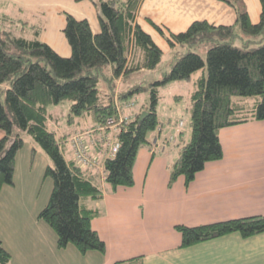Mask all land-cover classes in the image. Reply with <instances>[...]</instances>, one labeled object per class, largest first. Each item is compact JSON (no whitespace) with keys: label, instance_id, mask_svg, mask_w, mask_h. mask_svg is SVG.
<instances>
[{"label":"trees","instance_id":"16d2710c","mask_svg":"<svg viewBox=\"0 0 264 264\" xmlns=\"http://www.w3.org/2000/svg\"><path fill=\"white\" fill-rule=\"evenodd\" d=\"M91 1L99 21L96 33L87 19L64 12L62 32L71 49L68 56L39 40L37 31L35 37L27 38L0 29V189L3 184H13L15 157L23 145L22 133H27L47 156L44 175L53 182L38 218L54 230L58 248L72 243L80 253L105 249L90 226L96 211L80 202L83 197L99 198L100 190L87 169L65 159L62 138L47 126L49 108L68 100L69 124L88 117L94 126L104 125L107 117L115 115L117 102L124 103L129 94L145 88L136 84L122 92L114 87L113 78L121 77L122 81L133 70L155 68L162 56L161 49L135 20L141 0ZM223 1L236 11L233 24L195 20L184 31L166 34L170 47L179 46L180 50L174 52L162 78L149 83V105L119 126V147L112 157L103 160L104 180L110 186L133 183L132 167L138 149L151 143L149 131L161 129L157 90L168 82L188 79L205 69L190 96V135L170 166L169 183L180 175L190 181L207 161L222 157L221 128L251 119L264 120V0H259L256 23L250 21L242 0ZM203 43L208 45L205 59L193 50ZM136 49L142 52L139 62H135ZM106 65L111 66L112 77H104L108 89L103 91L98 83ZM254 96L260 99L252 106L244 102ZM143 111L146 113L141 116ZM34 152L32 147L31 156ZM175 228L181 235L180 247L233 232L246 238L264 232V214ZM9 260L10 253L0 241V264ZM127 263L142 264L141 257H132Z\"/></svg>","mask_w":264,"mask_h":264},{"label":"crops","instance_id":"0c3cea01","mask_svg":"<svg viewBox=\"0 0 264 264\" xmlns=\"http://www.w3.org/2000/svg\"><path fill=\"white\" fill-rule=\"evenodd\" d=\"M7 1H13V7L20 5L38 16L39 40L62 56H68L71 51L62 32L64 12L77 19H87L91 30L94 33L99 31L96 7L91 0ZM242 1L249 19L256 23L261 9L259 0ZM235 19L234 7L223 0H141L135 17L152 41L166 52L169 48L171 50L166 42L167 33L184 31L195 20L231 25ZM195 73L184 79L192 85L190 96L198 80L205 75L202 72L194 78ZM120 78H115L117 83ZM177 96L175 99H179ZM169 113L162 115L163 121L158 117L161 129L151 132L148 137L151 143L138 149L132 167L133 183L128 186L114 188L104 180L103 160L107 157V145L96 132L87 138L92 141L91 155L99 157V167L89 168L87 172L93 177L101 196L83 197L80 202L96 211L90 226L104 242L103 252L80 253L77 249L68 250L67 245L58 248L54 235L48 237L41 227L38 228L39 221L34 218L36 230L32 235L9 211L10 219L17 222L15 228L7 229L6 223H0V241L11 256L8 264H128V259L137 256L141 257L142 264H264V232L246 238L233 232L180 247L181 235L175 228V225L195 226L264 214V120L251 119L221 128L218 136L222 157L207 161L190 181L180 175L169 183L170 166L179 147L190 135V131L183 130L184 122L181 130H177L181 118L175 116L174 111L168 118ZM88 125L82 130L78 127L56 132V136L62 138L61 147L66 160H73L67 142L69 135L94 127L92 122ZM164 130L169 132L165 137L162 136ZM2 135L0 129V137ZM169 135H174V141L168 140ZM16 168L15 157L14 171ZM32 193L35 190L28 193L33 198L39 196ZM34 203L37 204V200ZM31 205L33 207V202L28 206ZM21 229L25 234H20Z\"/></svg>","mask_w":264,"mask_h":264},{"label":"rangeland","instance_id":"374dc122","mask_svg":"<svg viewBox=\"0 0 264 264\" xmlns=\"http://www.w3.org/2000/svg\"><path fill=\"white\" fill-rule=\"evenodd\" d=\"M239 2L240 1H238L237 3L239 4ZM13 4H15L13 1L0 0V29L10 30L11 34L15 36L21 35L27 38L35 37V32L40 31L38 16H36L34 13H31V11L22 9L20 5L13 7ZM166 42L168 43L167 39ZM207 48L208 45L203 43L199 44L197 47H194L193 50L198 52L203 57V59H205ZM161 50V60L155 68H142L140 70H133L122 80L121 84L120 79L117 83V80L113 78V81L115 82H113L114 87H117V89L122 92H127L133 85L136 84L145 86L143 90L128 95L127 100L134 104L133 110L135 111H142L146 106L149 105V83H151L155 79L162 78L164 73L169 70V62L173 58L174 52L176 50H180V47H171V50L169 48V52H166L163 49ZM134 57L135 62H139L140 60H142V52L140 49L135 50ZM202 72H205V69L196 71L193 77L195 78L199 76ZM100 75L101 76L99 79L98 87L101 90L106 91L108 88L104 77H112L111 66H104ZM186 83L187 82H185V80H173L162 86H159L157 90V112L158 117L163 121L164 118L162 119V115L164 113H167L168 111L171 112L168 115L169 118L170 116H172V113L174 111V115L178 116V118H181L184 122L183 130H186L188 132L190 129L189 120L191 111V97L189 89H191L192 85ZM175 95H179L177 96L179 97V99H175ZM257 99H260V96L248 98L247 104L252 106L253 104H255ZM68 106L69 101L65 100L62 103L53 105L49 108V113L51 116V119L47 124L49 129L58 132L61 129L69 130L70 128L78 127L80 128L79 130H82L83 128L85 129V127L89 126L88 124L91 123V120L87 116V118H77L73 123L69 124L67 122ZM171 108L175 110H171ZM167 120L168 119H165L164 121ZM82 125L85 126L81 127ZM150 134L151 131L148 132L147 136L150 137ZM168 134L169 132H165V130L162 132L163 137ZM22 137L23 145L18 149L16 155L17 168L13 173L14 185L3 184L0 189V210L2 211H0V223H6L7 229L15 228V223L17 224V222L18 224L21 223V225H23L22 227H27L28 232L33 235L34 230H36L35 226H33V222L36 219L37 221H39L38 228L41 227L45 234L48 235V237L54 235L56 239L57 236L54 230L49 227L43 220L38 218L40 207L43 208V206L48 201L53 184L52 179L49 176L44 175L48 158L44 154V152H42L40 146L27 133L23 132ZM32 147L35 148L33 156H31ZM98 158L97 160L99 161ZM42 177L44 180L42 179ZM31 190H35V193H32L31 195L38 194L39 196L37 198L31 197L28 194ZM23 192H26V194H21ZM35 200H37V204L34 203ZM30 202H33V207L32 205L28 206ZM35 209L37 210L34 211ZM18 210L20 211L19 213ZM9 211H12L13 215L11 216L17 217L19 221L16 220V222L11 220ZM31 211H34L32 215ZM29 224L32 226V230ZM9 233L10 232L7 233V236L9 235ZM20 234H25L24 229L20 230ZM26 237L29 236L27 235ZM17 240L21 239L18 238ZM67 249L73 250L76 249V247L72 243H68Z\"/></svg>","mask_w":264,"mask_h":264},{"label":"built area","instance_id":"2783aa9c","mask_svg":"<svg viewBox=\"0 0 264 264\" xmlns=\"http://www.w3.org/2000/svg\"><path fill=\"white\" fill-rule=\"evenodd\" d=\"M132 105L133 103L129 101L124 103L117 102L115 115L107 117L104 125H98L95 129H88L84 132H76L68 138L73 159L78 166L82 168L99 166L97 158L90 154L87 138L90 137L95 130L100 132L101 135L103 132L109 130L116 132L122 123L132 119ZM180 126H182L181 120L178 122V127ZM102 138L108 145V156H113L119 147V142L115 137L103 136ZM169 139L173 140L174 136L170 135Z\"/></svg>","mask_w":264,"mask_h":264},{"label":"water","instance_id":"95a60500","mask_svg":"<svg viewBox=\"0 0 264 264\" xmlns=\"http://www.w3.org/2000/svg\"><path fill=\"white\" fill-rule=\"evenodd\" d=\"M145 113H146V112H145V111H143V112L141 113V116H142V115H144Z\"/></svg>","mask_w":264,"mask_h":264},{"label":"bare ground","instance_id":"6f19581e","mask_svg":"<svg viewBox=\"0 0 264 264\" xmlns=\"http://www.w3.org/2000/svg\"><path fill=\"white\" fill-rule=\"evenodd\" d=\"M126 102H128V101H126ZM133 106V105H132Z\"/></svg>","mask_w":264,"mask_h":264}]
</instances>
